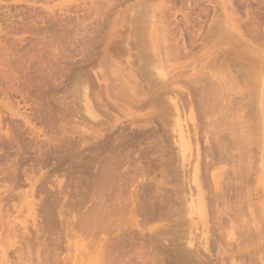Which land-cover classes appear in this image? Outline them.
I'll return each instance as SVG.
<instances>
[{
	"label": "rangeland",
	"instance_id": "obj_1",
	"mask_svg": "<svg viewBox=\"0 0 264 264\" xmlns=\"http://www.w3.org/2000/svg\"><path fill=\"white\" fill-rule=\"evenodd\" d=\"M217 26H219V30L217 28L213 29V27ZM155 37L158 41L155 39ZM158 44L159 47H162L161 49L159 47H156ZM124 46L125 48H127L125 49ZM162 49L164 51L166 50V52L161 51ZM104 50L106 51L104 52ZM162 52L165 54H163ZM143 53H145L147 57H145ZM166 53V59L163 60V58H165V56L163 57V55H166ZM148 57L150 59L149 61L151 62L146 59ZM135 59L139 62H136ZM159 59L161 60V62L165 60L166 61L161 63L159 62ZM142 61L145 63H143ZM110 62H113V66ZM210 62L213 64V66ZM146 63H150L151 66ZM141 64L146 66L144 67ZM161 64L163 67L166 66V68H163ZM218 64H220L219 67ZM221 64L224 65L221 66ZM226 65H228L227 69H225L226 67L223 68ZM242 65L244 66L242 67ZM110 66H112V68ZM137 67H142V69L145 70L144 73H142V69H139ZM214 68H216V72L219 74L225 69L224 73H221L220 75V85L222 84V81L224 79L228 81V78H230L231 81L229 82V84H226L224 82L225 85H221L222 88L219 87V89H221H218L220 92L217 91V93H215L212 91L214 94H212V92H208V97L213 95L210 97V99L206 96L205 93H207L206 91H211L210 87L216 85L217 83V81L215 80L216 73H213ZM109 69L113 72L110 73ZM243 70H247L248 73L243 72ZM114 71L117 73L115 74ZM201 71H203L202 74H200ZM255 71L257 74L255 73ZM120 72L122 73L120 74ZM195 72L197 74H195ZM126 73L131 76L129 77ZM198 74H200V76ZM249 74L250 76L247 80L248 86H244L243 84H246V81L240 82V80H237V78L239 79L240 76H248ZM126 76L128 79L126 78ZM205 77L208 80H205ZM260 77L261 79H259ZM107 78H109V80ZM130 78L134 80L133 83L137 85V88L134 86ZM167 78H170L171 82L169 81V79L167 80ZM177 78L179 79V81H177ZM162 79H166L167 81H169L168 83L166 82V80H164L165 85H167L166 87L165 85L161 86L163 85ZM255 79L258 80L256 81ZM125 80H128V82H126ZM154 81L156 82L154 83ZM186 81L187 84H191V82L194 83H192L191 85L192 88L187 87L190 85H187ZM195 81L197 83V86L195 84ZM212 81L213 83H211ZM129 82L133 85H130ZM93 83L94 85L96 84L95 87ZM117 83L122 87H127V95L125 94L123 98V90H121V87ZM201 84L203 86H201ZM234 84H236L237 86H234ZM117 85L119 88L117 87ZM129 85L132 87H130ZM169 85H171V87H169ZM133 86L134 88H136L138 93L140 92V94L136 93L135 91L131 92V88L133 89ZM146 86H148L149 88ZM194 86L198 90L197 93H199V89L202 90V87L204 88V93L201 92V95H199L200 93L198 94V97L201 98L196 97L197 93L193 89ZM231 86H233L232 88H234V90H231ZM161 87L163 88L161 89ZM105 88H107L106 91H104ZM161 90L164 92L165 96L161 94ZM193 90L195 91L196 96L195 94H193ZM113 91H115L116 94ZM141 91L142 93H144L143 95L141 94ZM156 91H158L159 93H157ZM221 91H224V94H221ZM248 92L251 93V96L248 95ZM180 93L184 94V96H181L182 94L179 95ZM185 93L187 96H189V98L185 95ZM256 93H258V96H256ZM114 94L117 99L114 98ZM191 94H193V97L195 96L194 99L190 97L192 96ZM204 94L205 96L203 98L202 96ZM215 94L218 96H216V98L221 100V106L219 105V102H217L218 99L216 101L213 100L216 99L214 97ZM118 95H120V98L118 97ZM133 95L137 96V99ZM252 95L254 97L256 96L258 99L254 100ZM125 96L130 97V99H133V96L135 100L133 99L134 101L132 100L133 102H130V100ZM178 96H180L181 98ZM91 97H98L94 99V101H97V104L96 102H93V99ZM184 97H186V99ZM240 97L243 99H241ZM244 97H246L247 99ZM191 98L196 102H194L195 108L197 106V103H204V105H207L208 103L205 102L207 101L205 98H208L209 103L213 100L214 103H217L219 105V108L216 107L217 104L214 105V109L218 108L216 109L217 112L219 111V109H221V113L222 109L224 108H229V106L230 108H232L231 106H234L235 108V105H238L236 106L239 109H236L239 110V113H237L238 110L232 108L230 110L232 112H236H231V115L236 113L238 114L237 117L239 116V118L235 119V123L242 120L246 121V123L242 121L244 122V124L237 123L238 127L239 125H244L245 127L248 126L249 128L247 127L248 129H246L244 126H240L242 128H237L234 125L235 129L247 130V133L248 131H250L249 129L253 127L259 134H255L256 131L254 129H251V134H249L250 132L247 134H249L248 136L251 135L253 140L255 139V142L253 143L251 137H246L245 139L247 141L251 140L250 142H252L248 144L247 149L250 148V150L252 151L256 144L257 147L259 146V151H257V147L255 146V149L257 152H259V154L256 153V151H252V153L254 152L252 154L249 150L251 154L248 155L250 156L252 162H255L256 165L252 163L254 167H258L260 172L258 171V177L256 174L254 176L253 173L255 172L252 171H254L255 169L251 164V160H248V158H246V161H249V163L251 164L250 166L252 167L251 168L248 165L249 171L252 172L251 177L254 176L255 178H258H254V182L251 181L252 179L249 177V171H247L249 175L248 177L251 180L247 179L246 177L247 181H245V175H243V172L238 173L239 175L236 176L238 179L243 175L244 179L241 178V180L246 182V184L248 183V181L250 183H253L252 185H249V189L243 187L244 191L245 189L249 190V193L246 196V194L243 193V189H240V187H238L239 189L236 188L239 185H245V183L239 182L240 180L236 181L234 180L235 178L232 179L233 176L231 177L230 175H227L229 173L231 174V172L232 175H236L233 170V166H236L237 164H234L236 159L235 161H233L234 163H231L232 166H229L228 162L225 160L229 168L232 167V169H229L227 166L226 169L228 170H226V172L228 173L226 174L225 172L226 175L224 173H220L218 187L220 191L216 192L217 195L221 193L219 195L220 199H218L222 200L223 202L217 200V202L213 203H225L227 202L226 200H228L230 205H233L232 203L237 202L235 199L237 197L239 198L240 196V201L237 202L238 204L236 203V207L233 208L235 206L234 204V206H232V208L230 207L229 209V206H227L229 204L228 202V204H222L223 208L219 204L220 206L218 205V208L221 207L224 211H220L222 210L220 208V210L218 209V214L214 216L213 214L217 213L215 210H213L214 207L217 209V206L214 205V207L211 209L213 211L209 210L210 207L209 209L205 208V213L202 216H199L198 214L194 213V210H189V200H182L187 199L188 194L186 193L183 194V198L178 204V206H181L182 209H179L178 206H176V208H178L179 210L177 209L174 212L169 211L168 216H172L170 217L171 220L174 218L173 221H169L170 218H168V216H165L166 218L163 217L164 212L162 213L160 210V213H162L160 215V213H158L159 211L157 212V210L159 209L158 207L162 204L161 200L164 197L166 198L169 196L167 195V189H175L180 185L176 186L163 184L162 181L165 180L161 177V175H158L160 171V169L158 168L159 170H154V173H157L156 180H161L160 184L158 185V188L156 185L154 186L156 188H152L154 184L152 185L151 183L146 182L147 180L145 179L143 191L146 193L144 194L146 195V198L144 197L142 198V200L141 198H139V194H137L140 190H135L139 189L137 185L140 179L139 177H135L134 179L135 173H133L132 175V172H136V175L138 176L137 168L141 166L139 161H142V165L147 171L151 168H157L158 163L154 167L151 162L154 161L156 164V161H159L160 163L162 160H166V158H164V151L172 149L171 151L173 153H171V151H168V158H170V162H173V164L172 162L171 164L175 169L174 171L180 173L179 175L181 176V180L187 182L186 179L188 177V180H190L189 171L195 163V161L192 160L195 155L194 138L199 136V148H203V146L206 147V145L212 144L211 142L213 141H209L211 140V135L210 137L208 136L209 142L207 144L206 139L208 138H203L205 137L203 133H200L199 135L193 137L194 132L192 130L193 134H189V132L193 128V125H196L194 124L195 121L199 119V116L197 115L198 112H196L198 110L197 108V110L195 111L192 110L194 109V107L191 108L190 106L189 108H187V103L192 101ZM122 99L126 100L123 102ZM182 99H185L186 103H184L185 101H182ZM188 99L191 100L187 101ZM201 99L204 100L202 101ZM223 100H225V104L227 102L229 103H227V107H222V105L224 104ZM253 100L255 103H252ZM150 101L152 102L150 103ZM200 101H202L203 103H201ZM240 104L244 106L241 113L240 108L242 106ZM171 106L173 107V110H170ZM184 107H186L188 110ZM228 110L225 113L229 114ZM193 111L194 114H196L194 117ZM221 113L219 115L214 111V116L219 115L221 117L226 115L229 119L227 114L222 115L223 113ZM107 115L108 117L106 118L105 116ZM231 115L229 114V116ZM138 117L140 120L138 119ZM221 118L222 122H224V117ZM151 120L153 121L149 122ZM163 120L164 122H167L164 123ZM199 120L196 123L200 126L201 121ZM214 120L216 119L214 118ZM221 120L218 121L220 122ZM247 121L249 122L247 123ZM252 121H256L258 124L254 122L255 125L257 124L259 126L256 125L255 128ZM227 122L228 120L225 121L226 124ZM251 122L253 123V125ZM226 124H224L225 127H221L218 124V127L222 130L224 127V130L230 132L228 129H226ZM248 124H250L251 126ZM234 126L232 127L233 129ZM189 127L190 129L187 130ZM155 130L156 133H154ZM93 131L95 132V134L92 133ZM157 131L159 132L158 136H156ZM215 131L217 132V130ZM223 131L221 134V131L219 129L218 133L220 132V136L223 135ZM216 132L213 133L212 131V136L216 135ZM142 133L144 137H140ZM162 133H165L166 135H163ZM180 133L183 136L185 135L184 141L188 144L184 155V157L188 159V161L186 160L184 162H182V153L178 144ZM138 134L140 136H138ZM228 134L230 135V133H227L225 135ZM121 135H125V138L128 136L130 138L128 137L126 138V140L123 137L122 139L125 141H121ZM200 135H202V137H200ZM207 135H209V133ZM229 135L228 137L230 139L231 137ZM133 138L134 142L132 141V143L131 140H133ZM200 138L202 139V141L206 142L201 143ZM129 139L131 140L129 141ZM154 139L156 140V142H154ZM217 139H220L219 136ZM224 139L226 138L223 137L222 141ZM135 140H137L138 142H136ZM106 141L108 143H106ZM158 141L162 146L158 144ZM160 141L165 142L161 143ZM215 141L216 137L214 142ZM220 141L218 143L222 144L223 142ZM224 143L227 145V141H225ZM224 143L222 145H225ZM102 144L105 146H103ZM122 144L126 147V150L125 147L122 146ZM221 144H217L219 145L217 147L225 150L224 147L226 145L221 147ZM92 145L95 149L92 150L94 156L91 151V149L93 148H90L92 147ZM149 145L151 148L147 149ZM157 145L160 148H158ZM215 145L211 146L212 148L214 147V150H216ZM139 147H142V149L143 147H145L144 149L146 151L144 152L143 158L141 160L139 159V157H137L139 153ZM220 148L219 150L221 151ZM134 149L136 150L134 151ZM153 149H156V151L154 152ZM100 151L103 152L101 153ZM216 152L219 153L218 150H216ZM216 152L214 154L212 153L213 156H216ZM222 152L224 153V151H221L220 153L223 154ZM226 152H228L227 148L225 153ZM145 153H148V158H146L147 156H145ZM225 153L222 155V157L221 155H219L220 157L218 158H220L221 160H218L222 161V158L226 156ZM263 153L264 0H0V264H198V262L200 264H207V260L210 261V264H219L220 261L218 263L217 256H219V259L220 257H225L224 259L221 258V264H223V260H225L226 257H228V260L226 259V264H264V260L260 262V259H257V261L254 258L257 256H259V258L264 257L260 256L262 253L264 254V249H262L264 248V236L263 238H261V236L264 235V225H262L264 224V218H262L264 217V171L261 169L260 163L261 159L263 158ZM191 154L194 155L191 156ZM257 154L259 155V160H256L258 159L256 158ZM115 155L119 156L117 157ZM149 156L151 157V159ZM158 156L160 158L162 156V160L160 159L161 161L159 160ZM108 157H110V159H108ZM102 158L104 161L102 160ZM111 159H114V161L112 160V164L110 163L112 162ZM144 161H146L147 163L144 164ZM257 161L259 165L257 164ZM114 162H117L118 164L116 165L114 164ZM226 162H224L223 160V163ZM237 162L239 165L240 160H238ZM189 163L191 165H189ZM221 163L222 162L219 163V166H217L216 170L214 169L215 172L225 171L226 165H220ZM175 164L178 165V167ZM111 165L114 167H112ZM119 165L121 169H119ZM116 168H118L120 173H122L123 175L118 173V170H116ZM230 170L233 171L230 172ZM103 173H105V175H103ZM245 173L246 172L244 171V174ZM119 174L121 175L119 177L121 182H119L120 180L119 178H117ZM185 174L187 177L186 179ZM208 174L210 173L208 172L207 175ZM222 174L227 178L228 176L231 177L230 181L232 184L230 189L233 188V186L237 185L238 182L240 183H238L239 185H237L233 189H235V191L236 189L238 191L240 190V194H245L246 199H242L244 195L242 196L238 192H234V194H239V196H235L236 198H232V194H228L230 191L231 193H233V189L230 190L228 188L230 186V181L228 183V187H223V184L226 182L227 178L222 177ZM97 175H103L104 177L106 176V180H104L103 176H100L102 178L101 179ZM95 178L97 181H95ZM97 178L104 181L100 182ZM110 178L112 179L110 180L111 184H116L115 182H118L117 184L120 185V189L118 188L117 184L115 185V187L117 186L116 188L114 186V188L111 186L109 182ZM203 178L204 176L201 177V180H203L202 187H207L208 189L204 188L202 190L204 194L206 193V195L209 196L210 193H213V188L212 186L207 185L210 183H208V180L205 181L207 182L205 183V178ZM89 179L93 180L89 182ZM86 181H88L89 183ZM105 181L108 183L104 185H107L104 188L103 182ZM233 181H236L237 183ZM100 183L102 186L99 185ZM77 186L78 188H76ZM91 186L93 189H91ZM160 186L164 189L161 188L159 190ZM107 188L109 190H107ZM227 188L229 189V191ZM116 189L118 192L116 191ZM154 189H157L160 192L163 191V193H161V196L159 191L154 195L153 193H155L156 191ZM209 189L212 192L207 193L206 190ZM87 190H89V192H87ZM125 190L127 191V193L125 192ZM223 190H227L228 192L226 191L225 193L223 192ZM95 191L98 192V194H96ZM99 191L103 192L99 194ZM132 191H134L133 195ZM121 192L123 193L121 194ZM247 192L248 191H246V193ZM164 193L166 196L163 195ZM94 194L96 196H94ZM104 195H107L106 199L108 197L109 200L112 198L114 199L112 200L113 202L110 200L113 204V206H111L114 209V211L112 210L114 213L106 211L107 206V210H109V208L111 207V203L109 204V200H107L109 202L106 203L107 201L104 198ZM230 195L232 199L231 201H233L234 199L235 202H231L229 200ZM223 196H227L226 200L225 197L223 198ZM84 197H86L85 200ZM209 197L211 198V196ZM205 198H207V196ZM101 199L104 203L101 201ZM207 199L205 201H207ZM99 201H101V204ZM141 201L144 203L142 204ZM209 201L206 202V205L210 203ZM185 203H187V205ZM104 204H107V206L105 207ZM182 204H185L187 209H183V206L185 208V205ZM250 204H252V206H250ZM116 205L119 208H117ZM141 205L143 206L140 207ZM145 205H147L149 209ZM212 205L213 204H211L210 206ZM242 205H246L244 207V211L247 210L245 211V213L242 209L243 207H241ZM114 207H116L117 211L119 210L120 213H117ZM150 207H152V209H150ZM239 207L242 210H240ZM125 208L127 209L126 211ZM136 208H139V210H137ZM207 209L208 212H206ZM136 210L138 211V213L135 212ZM235 210L237 211L236 214H234ZM250 210H252V213H250L249 215ZM105 211L109 213L111 217H109L110 215L105 213ZM150 211L152 212V214L153 211L154 213H158V215H156L155 217L156 220H154ZM182 211H185L186 213ZM166 212H168V210H166ZM226 213L229 217V221L226 220ZM90 214L92 215L90 216ZM123 214L125 216H123ZM141 214H143V216ZM238 214H241L240 216L243 215L242 217L245 216V218H242L241 220V217L239 218V216H237ZM157 216H159V218L162 217L163 219L161 218L160 220H157ZM247 216L248 218H246ZM249 216H251L250 221H248L250 219ZM84 217L87 220L84 222L89 223L87 224L88 226L90 225L89 227H87V225H85V223L83 222V220H85ZM175 217L181 220H176ZM209 217H215V220L212 219L213 221L209 222ZM223 217L225 218V220ZM233 217H235L236 220L239 219L234 225L233 223L235 222V218ZM218 218L222 220L221 223H223V221H226L227 224L224 222L222 226L221 224H219L220 222L218 223V221L216 220ZM90 219L92 221L94 220L92 224L94 226L96 225L95 228L91 225ZM111 219H113L112 221L114 222L110 223ZM116 219H118V221ZM147 219L150 222H147ZM182 219H186V222L182 221ZM137 220L140 221L138 222ZM233 220L234 222L232 223ZM104 221H106L105 223H107L108 225H102L101 223H103ZM240 221H242L244 225ZM178 222H185V224H179ZM188 223L189 226H187ZM215 223L219 225V227H221V232V229L225 230L224 233L222 232L223 236L225 237L228 234V237L230 239H227L228 237H225L224 239L223 236L221 238H223L224 240H229L228 242L231 241L230 243H234V246L230 245V243L228 244L225 241L223 242V239L221 243H219L220 241L217 240L221 239L220 236H218L219 238H214L215 235L213 234L216 232L218 235L219 232V230L217 232L216 228H213L216 225ZM225 224L229 226V229H226L228 226L226 227ZM249 224L252 227H249ZM253 224L259 226L258 229L260 230V232L256 226L255 228L253 227ZM181 225H185L184 227L182 226L184 232L181 228H179ZM173 227H176V229H172ZM177 227L178 229H180V231H178ZM207 227L213 228H211L213 230V234L210 229L207 230ZM109 228L112 232L109 230ZM244 228H246L247 231L246 229L245 231L242 230ZM262 228L263 232H261ZM186 229L187 232H185ZM173 230H175V232H173ZM158 232L160 233V235H158ZM165 232L169 233V235L167 233L165 234ZM237 232L241 235L240 239L244 238L246 241L247 239H249L246 237H249L251 235L250 233H254V235L256 234L257 236H255L259 238V240L254 239V242L257 241L260 243L253 242V244H250L248 240V246L246 242V245H242L247 246V249L243 252H239V250L235 248L241 246H236L238 243H240V241L237 240L238 237H240L238 236L239 234H237ZM222 233L220 234L222 235ZM225 233L227 234L224 235ZM172 234L177 236L175 237ZM179 234H181L182 236H179ZM236 234L237 239L235 237ZM149 235H151L152 237V239L150 240L148 239L150 238ZM162 235L163 238H161ZM254 235H252L250 240H252L253 237L256 238ZM157 236L159 239L161 238L160 241ZM153 238H157L158 240H154ZM110 239L113 240L110 241ZM143 239L145 240V242H143ZM212 239L213 241L217 239V242L214 241L216 244H214ZM147 240L150 241L149 244H146V242H148ZM176 240L178 246L181 247V251L185 250L184 254L180 252V254L183 255H180V257H182L181 260L185 258L183 262L180 261V259L176 260V255L179 254L180 251V247H178L176 242H174ZM179 240L181 243L184 242L182 244L184 246L181 245ZM155 241L156 246L161 245L160 248H164V251H162V253L160 251L162 249L153 246ZM193 243L195 245H193ZM224 243H227L231 249L235 248V251L233 250V252H225V247L227 244L224 245ZM118 244L121 245L119 246ZM151 244L153 246L152 249ZM166 244H168L169 246ZM103 245L105 248H103ZM220 245L222 249H225V251L221 250ZM164 246L167 248L169 247L170 249L168 248L167 250H165ZM219 248L223 253L219 252L220 250H217ZM252 249L254 250V253H251L253 251ZM258 249L259 252L255 251ZM236 250L238 252H236ZM174 252H177L176 255L174 254ZM188 252H190L191 254H189L190 257L184 256L186 255V253L188 254ZM166 254L169 256H167ZM194 254H196L194 256L195 258H197L196 260L194 257H192V255ZM215 254H217V256ZM240 254H242V256ZM243 254H245V258L243 257ZM174 255V258L176 259L173 260ZM207 255H210V258ZM236 255L240 256L236 257ZM241 257L242 260L240 259ZM198 259H200L201 261L203 260V263ZM251 259L253 261H251ZM255 261L257 262L253 263Z\"/></svg>",
	"mask_w": 264,
	"mask_h": 264
},
{
	"label": "bare ground",
	"instance_id": "obj_2",
	"mask_svg": "<svg viewBox=\"0 0 264 264\" xmlns=\"http://www.w3.org/2000/svg\"><path fill=\"white\" fill-rule=\"evenodd\" d=\"M218 24H219V23H218ZM213 26H214V25H213ZM215 26H216V25H215ZM215 28L218 29L219 26H217V27H213V29H215ZM211 29H212V28H211ZM157 30H158V29H157ZM208 30H209V29H208ZM218 30H219V29H218ZM145 33H146V32H145ZM154 33H155V31H154ZM155 36H156V35H155ZM157 38H158V37H157ZM155 39H156V37H155ZM156 40H157V39H156ZM157 41H158V40H157ZM138 43H139V42H138ZM161 43H163V42H161ZM164 45H165V44H164ZM161 46H162V44H161ZM195 46H196V45H195ZM122 47H123V46H122ZM145 47H146V46H145ZM145 47H144V48H145ZM156 47H159V44H158ZM124 48H125V46H124ZM126 48H127V47H126ZM126 48H125V49H126ZM135 48H136V46H135ZM159 48L161 49L162 47H159ZM145 49H146V48H145ZM160 49H159V50H160ZM163 49H164V48H163ZM163 49H162L161 51H164ZM168 49H169V48H168ZM131 50H132V49H131ZM140 50H141V49H140ZM105 51H106V50H104V52H105ZM157 51H158V48H157ZM161 51H159V52H161ZM170 51H171V50H170ZM170 51H169V54H170ZM159 52H158V54H159ZM164 52H166V50H165ZM162 53H163V52H162ZM140 54H141V53H140ZM163 54H165V53H163ZM143 55H145V57H147L145 53H143ZM161 55H162V54H161ZM105 56H106V55H105ZM159 56H160V54H159ZM164 56H165V58H163V60L166 59L167 53H166V55H163V57H164ZM108 57H109V56H108ZM134 57H135V55H134ZM154 58H155V57H154ZM132 59H133V58H132ZM146 59H147L148 61L150 60L149 57L146 58ZM161 59H162V56H161ZM105 60H106V59H105ZM130 60H131V59H130ZM133 60H134V59H133ZM133 60H132V63H133ZM140 60H143V59H140ZM147 60H146V61H147ZM152 60H153V59H152ZM159 60H160V59H159ZM167 60H168V58H167ZM169 60H170V59H169ZM114 61H115V60H114ZM135 61H136V62H139V61H137L136 59H135ZM165 61H166V60H165ZM165 61H162V62H165ZM250 61H251V60H250ZM103 62H104V61H103ZM142 62H143V61H142ZM149 62H151V61H149ZM152 62H153V61H152ZM159 62H161V60H160ZM162 62H161V63H162ZM105 63H106V62H105ZM108 63H109V61H108ZM110 63H111V62H110ZM112 63H113V62H112ZM112 63H111V65H112ZM143 63H145V62H143ZM153 63H154V62H153ZM210 63H211V62H210ZM219 63H220V62H219ZM222 63H223V62H222ZM127 64H128V63H127ZM130 64H131V63H130ZM130 64H129V65H130ZM138 64H139V63H138ZM146 64L150 65V63H146ZM166 64H167V62H166ZM166 64H165V65H166ZM211 64H212V63H211ZM230 64H231V63H230ZM102 65H104V64H102ZM105 65H106V64H105ZM141 65H143V64H141ZM148 65H147V66H148ZM152 65H153V64H152ZM165 65H164V66H165ZM214 65H215V64H214ZM219 65H220V64H218V67H219ZM222 65H224V64H221V66H222ZM228 65H229V64H228ZM228 65L224 66L223 68L226 67L225 69H227ZM112 66H113V65H112ZM112 66H110V67L112 68ZM132 66H133V65H132ZM143 66H144V65H143ZM143 66H142V67H143ZM145 66H146V65H145ZM145 66H144V67H145ZM150 66H151V65H150ZM154 66H155V65H154ZM161 66H162V64H161ZM212 66H213V64H212ZM216 66H217V65H216ZM243 66H244V65H242V67H243ZM103 67H104V66H103ZM114 67H115V64H114ZM116 67H117V66H116ZM142 67H141V68L137 67V68L142 69ZM162 67H163V66H162ZM229 67H230V66H229ZM111 68H110V69H111ZM163 68H166V66L163 67ZM110 69H109V70H110ZM114 69H115V68H114ZM144 69H145V68H144ZM151 69H152V68H151ZM225 69H224V70H225ZM124 70H125V69H124ZM128 70H129V69H128ZM142 70H143V69H142ZM156 70H157V69H156ZM221 70H222V69H221ZM224 70H223L221 73H224ZM238 70H241V69H238ZM144 71H145V70H143V72H142V71H141V72L144 73ZM146 71H147V70H146ZM212 71H213V70H212ZM216 71H217L216 68H214L213 73H214V72L216 73V74H215V76H216L215 78H216V79H215V78H214V79L217 81V83H216V85L210 87L211 91H210V90H209V91H206L207 93H205V94H206L207 97H208V95H209L208 92H212V91H213V92L217 93V91H219V90L222 88V86L225 85L224 82H225L226 84H229V82L231 81L230 78H228V79H229L228 81L224 79L225 81H224V80L222 81V84H221L222 86H221V85H220V83H221V82H220V81H221V77H220L221 73L219 74V73H217ZM231 71H232V70H231ZM106 72H107V71H106ZM111 72H113V71L110 70V73H111ZM124 72H125V71H124ZM196 72H198V71H196ZM196 72H195V74H197ZM202 72H203V71H201L200 74H202ZM243 72H247V73H248L247 70H246V71L243 70ZM108 73H109V71H108ZM110 73H109V75H110ZM114 73L116 74L117 72L114 71ZM114 73H113V75H114ZM121 73H122V72H120V74H121ZM193 73H194V72H193ZM255 73H256V71H255ZM79 74H80V73H79ZM120 74H119V77H120ZM126 74H127V73H126ZM145 74H146V73H145ZM147 74H148V73H147ZM200 74H198V75L200 76ZM203 74H205V73H203ZM256 74H257V73H256ZM127 75L129 76V74H127ZM174 75H175V74H174ZM230 75H231V74H230ZM130 76H131V75H130ZM130 76H129V77H130ZM145 76H146V75H145ZM205 76H206V75H205ZM249 76H250V74H249L248 76H244V75H242V76H240L239 79L237 78V80H240V82H245V81H246V84H245V83H243V84H244V86H246V85L248 86L247 80H248V77H249ZM117 77H118V76H117ZM119 77H118V78H119ZM123 77H124V76H123ZM195 77H196V76H195ZM228 77H230V76H228ZM235 77H236V75H235ZM75 78H76V76H75ZM102 78H103V77H102ZM126 78H127V76H126ZM133 78H134V77H133ZM150 78H152V77H150ZM205 78H206V77H205ZM256 78H257V77H256ZM107 79L109 80V78H107ZM127 79H128V78H127ZM130 79H131V78H130ZM147 79H148V77H147ZM168 79H169V81H170V78H167V80H168ZM232 79H234V78H232ZM259 79H261V77H260ZM123 80H124V79H123ZM131 80H132V79H131ZM149 80H151V79H149ZM162 80H163V81H162L163 85H161V86H164V85H165V81H164V80H166V79H162ZM167 80H166V82L169 83V81H167ZM205 80H208V79L206 78ZM209 80H211V79H209ZM255 80H256V79H255ZM257 80H258V79H257ZM257 80H256V81H257ZM121 81H122V80H121ZM125 81H126V80H125ZM133 81H134V80H132V83H133ZM139 81H140V80H139ZM177 81H179L178 78H177ZM75 82H76V80H75ZM122 82H123V81H122ZM126 82H128V80H127ZM126 82H125V85H126ZM130 82H131V81H130ZM130 82H129V84H130ZM136 82H137V81H136ZM147 82H148V81H147ZM151 82H153V81H151ZM155 82H156V81H154V83H155ZM170 82H171V81H170ZM173 82H174V81H173ZM200 82H201V81H200ZM240 82H239V83H240ZM149 83H150V82H149ZM192 83H193V82H191V84L188 83L190 86H187V87H191ZM211 83H213V81H212ZM107 84H108V82H107ZM111 84H113V83H111ZM117 84H118V83H117ZM123 84H124V83H123ZM133 84H134V83H133ZM133 84H130V85H133ZM139 84H140V83H139ZM150 84H151V83H150ZM186 84H187V81H186ZM188 84H187V85H188ZM193 84H194V83H193ZM195 84H196V86H197L196 81H195ZM202 84H203V83H202ZM202 84H201V86H203ZM204 84H205V83H204ZM75 85H76V84H75ZM93 85H94V83H93ZM95 85H96V84H95ZM95 85H94V87H95ZM99 85H100V84H99ZM114 85H115V84H114ZM114 85H113V86H114ZM118 85H119V84H118ZM118 85H117V87H118ZM130 85H129V86H130ZM145 85H147V84H145ZM153 85H154V84H153ZM158 85H159V84H158ZM158 85H157V86H158ZM172 85H173V83H172ZM199 85H200V83H199ZM199 85H198V86H199ZM113 86H112V87H113ZM115 86H116V85H115ZM119 86H120V85H119ZM134 86L136 87L137 85L134 84ZM134 86H133V89H134V90L131 88V90H132L131 92L135 91L136 93H138L137 90H136L137 87L134 88ZM139 86H140V85H139ZM141 86H142V85H141ZM154 86H155V85H154ZM166 86H167V85H165V87H166ZM174 86H175V85H174ZM234 86H237V85L234 84ZM239 86H240V85H239ZM242 86H243V85H242ZM102 87H103V86H102ZM120 87H121V90H123V94H122V98H123V96H124L125 94L127 95V93H126V88H127V87H126V86H124V87L120 86ZM130 87H132V86H130ZM143 87H144V86H143ZM146 87H148V86H146ZM169 87H171V85H169ZM172 87H173V86H172ZM219 87H221V88L219 89ZM232 87H233V86H231V90H234V88H232ZM99 88H100V87H99ZM107 88H108V87H107ZM107 88H105L104 91H106ZM110 88H111V86H110ZM118 88H119V87H118ZM118 88H117V90H118ZM148 88H149V87H148ZM148 88H147V89H148ZM155 88H156V87H155ZM159 88H160V87H159ZM162 88H163V87H161V89H162ZM174 88H175V87H174ZM191 88H192V87H191ZM198 88H199V87H198ZM200 88H201V87H200ZM96 89H97V88H96ZM153 89H154V87H153ZM187 89H188V88H187ZM189 89H190V88H189ZM193 89H194V90L196 91V93H197L198 90H197V88H195V86H194ZM218 89H219V90H218ZM229 89H230V88H229ZM247 89H248V88H247ZM108 90H109V89H108ZM112 90H113V89H112ZM121 90H120V91H121ZM155 90H157V89H155ZM194 90H193V91H194ZM89 91H90V90H89ZM96 91H97V90H96ZM100 91H101V90H100ZM142 91H143V88H142ZM142 91H141V94L143 95L144 93H142ZM148 91H149V90H148ZM158 91H160V90H158ZM158 91H156V92L159 93ZM161 91H162V90H161ZM181 91H182V90H181ZM181 91H180V92H181ZM183 91H184V90H183ZM191 91H192V90H191ZM195 91H194V93H193V92H192V93L195 94ZM203 91H204V88L202 87V90L199 89V93H200V94L197 93V96H196V94H195V96L198 97V94L201 95V92H203ZM102 92H103V91H102ZM107 92H108V91H107ZM113 92L116 94L115 91H113ZM153 92H155V91H153ZM166 92H168V91H166ZM213 92H212V94H214ZM219 92H220V91H219ZM104 93H105V92H104ZM111 93H112V92H111ZM117 93H118V92H117ZM120 93H121V92H120ZM128 93H130V92H128ZM145 93H147V92H145ZM151 93H152V92H151ZM186 93H187V91H186ZM186 93H185V95H186ZM188 93H189V92H188ZM203 93H204V92H203ZM222 93L224 94V91H221V94H222ZM115 94H114V96H115ZM131 94H132V93H131ZM138 94H140V92H139ZM138 94H137V95H138ZM161 94L164 95V92L162 91ZM170 94H171V93H170ZM181 94H182V93H180L179 95H181ZM193 94H191L192 96H190V97H192V98L194 99L195 96L193 97ZM205 94L202 96L203 98H204ZM207 94H208V95H207ZM232 94H233V93H232ZM245 94H247V93H245ZM250 94H251V93L248 92V95H250ZM91 95H92V94H91ZM103 95H106V94H103ZM129 95H130V94H129ZM134 95H135V93H134ZM134 95H133V96H134ZM142 95H140V96H142ZM173 95H175V94H173ZM248 95H247V96H248ZM254 95H255V94H254ZM108 96H109V95H108ZM111 96H112V95H111ZM111 96H110V97H111ZM119 96H120V95H118V97H119ZM133 96H132L133 99H134V97H135V98L137 97V96H134V97H133ZM150 96H151V95H150ZM164 96H165V95H164ZM181 96H184V94H182ZM186 96H187V95H186ZM211 96H213V95H211ZM211 96H210V97H211ZM216 96H217V95L215 94L214 97L216 98ZM240 96H241V95H240ZM250 96H251V95H250ZM256 96H258V93H256ZM256 96H255V97H256ZM94 97H95V95H94ZM125 97L128 98V99L130 100V102H133V101L135 100V99H134V100H133V99H130V97H127V96H125ZM125 97H124V98H125ZM138 97H139V96H138ZM178 97H180V96H178ZM187 97L189 98V96H187ZM210 97H208V98H210ZM217 97H218V96H217ZM237 97H238V96H237ZM237 97H236V99H237ZM252 97H253L254 100H257V99H258L257 97L255 98L253 95H252ZM91 98L93 99V102H96V104H97V101H96V100L94 101V99H96V98H98V97H96V98L91 97ZM114 98H116V96H115ZM114 98H113V99H114ZM119 98H120V97H119ZM149 98H150V97H149ZM180 98H181V97H180ZM182 98H183V97H182ZM184 98L186 99V97H184ZM192 98H191V99H192ZM198 98H201V97H198ZM198 98H197V100H198ZM208 98H205V99L207 100V101H205V102L208 103V104H207V103H205V104H207V105H204V103L202 102L204 99H203V100L201 99L202 101H200V102L203 103V104H198V103L196 104V105H197L196 108H197L198 110L194 107V104H195L196 102H195V100H193V99H192L193 103H192V101H191V102H188V103H189V104L187 103V106H188V107L186 106L187 108H189L190 106H191V108L194 107V109H192V110H194V111L197 110L196 112H198L197 115L199 116L198 118L200 119V120H199V119H198V120L201 121L200 126H199V124L196 123L198 120L195 121L194 124H196V125H193V128H192L191 131H190L191 133L189 132V134H193V133H192V130H193V132H194L193 137L199 135L200 133H201V134L203 133V134L205 135V137H203V138H208V136L210 137V135H211V137H210L211 140H209V138L206 139V140H207V144H208L209 141H212V140H213V141L211 142L213 145L209 143L210 145H206V144H205L206 147L203 146V148H199V147H198L199 136L194 138V140H195V152H194L195 155H194V154H191V156L194 155V158L192 157L193 159H192V158H190V159L194 160L195 163L193 164L191 170H190V168H189V170H190V171H189L190 180H188L189 177L187 178V177H186V174H185V179L187 178V179H186L187 182L184 181V180H181V178H180L181 176L179 175L180 173H177V172L174 171L175 169L173 168V165H172L173 162L171 161V162H172V164H171V162H170V160H169L170 158H168V155H169V154H168V153H169L168 151H171L172 149L169 150L168 148H167L168 150L164 151V152H165V155H166V156L164 155V158H166V160H162V156H161V158L158 156V157H159V160H160V159L162 160V161L160 160V161H161L160 163H159V161H158V162L156 161V164H155L154 161L151 162L152 165H153L154 167H155V166L157 165V163H158V165H157L158 167H157V168H154V169L151 168V169H149L150 171H149V170L147 171L146 169H144V167H143V165H142V164H143L142 161H139V163L141 164V166H139V167L137 168V169H138V176L136 175V174H137L136 172H132V175H133V173H135L134 179H135V177H136V178L139 177V179H140L139 182H138V185H137V186L139 187V189H135V190H140L139 193H137V194H139V196H140L139 198H141V199L144 198V197L146 198V195H144V194H146V193L143 191V187H144V184H145V183H144L145 179L147 180L146 182L151 183L152 185L154 184V185L152 186V188H156V187H154L155 185H156L157 188H158V185L160 184V181H161V180H160V181H157V180H156V177H157L156 174H157V173H156V174L154 173V170H156V169H158V168L160 169L158 175H161V177L164 178V180H165V181H162L163 184H165V185H176V186H177V185H178V186L180 185L179 187H176L175 189H169V188H168V189H167V195H169V196L166 197V198L164 197V198L161 200V203H162L161 206H162V207H161V206L158 207V205H160V204L157 205V207H158L159 209L157 210V207H156V210H157V212L159 211L158 213H160V210H161L162 213L164 212V214H163L164 216L162 215L163 217L168 216L169 211H173V212H174V211H176L178 208H179V209H182L181 206H178V204H179L180 200L183 198V197H182L183 194H186V193L188 194V197L186 196L187 199H182V200H186V201L189 200V202H190L189 210H194V213L198 214L199 216H202V215L205 213V208H208V209H209V207H210L209 210H211V209L214 207V205H215V206H217V209L214 207L213 210H215L217 213H216V214H213V215H214V216L217 215V214H218V209L220 210L221 207L223 208L222 204L224 205L225 203H226V204L229 203V201L226 200V197H227V196H223V198L225 197V200H226L228 203H227V202H225V203H215V204L213 203V202H217V200L220 199L219 195H220L221 193H220L219 195L216 194L217 191H218V192L220 191V189L218 188V187H219V176H220V173H224V174H225L226 170H228V169H226V167L228 166V164H229V166H232L231 163H234L233 161H235V159H236V161H235L234 164H236V163H237V164H236V166H233V167L235 168V169L233 168V170H234V172L236 173V175H232V172H231V171H233V170H230L231 174H230V173L227 174L228 172H226V174H227V175H230L231 177L233 176L232 179L235 178L234 180H236V181L240 180L239 182H242V183H245V185H247V184H248V185L245 186L244 184H242V185H244V186H242V185L240 186V185H239V184H240L239 182H238V183H239V184H238L236 181H233V182H236L237 185H239V186L235 185V186H233V188H235L236 186H237L236 188L240 187V189H243V193H245L246 196H247L248 193H249V190H246V189H247V188L249 189V187H250L249 185H252L253 183H250V182L248 181V183L246 184V182H244L243 180H241V178H242V179L245 178V179H244L245 181H247V179H250V178H251L252 180H251V179H250V180L254 182L253 179L255 178V177H254L255 174H256L257 177H258V171H259V169H258V167H257V168L254 167V165H256V164H255L254 161L252 162V160H251V158H250V156H249V155L252 153V151H256L255 146L257 147V144L254 146L253 149L251 148L252 151L250 150V148L247 149L248 144L252 143V142H250L251 140L253 141V143L255 142V141H254L255 139L253 140V138L251 137V135L248 136L249 134H251V132H250L251 129L253 130L254 128L252 127L251 129H249L250 131L247 132V133L250 132L249 134L246 133L247 130H239V129H235V126H236L237 128H239L240 126H242V127L244 126V125H239V127H238V126H237V123H239V124H240V123H243V124H244V122L246 123L245 120H242V121H244V122L239 121V122H236V123H235V119H238V118H239V116L237 117V115H238L237 113H239V110H238L239 108L237 107L238 105L236 104L237 106L235 105V108H234V106H231L233 109L238 108V109H236V110H238L237 113L231 115L232 113H235L236 111L234 110L235 112H232V111L230 110V109H232V108H230V106H229V108H224L223 106H225V107L228 106V105H227L228 102L225 104V100H223V101H224V104L222 105V107L225 109V111H224V109H222V113H223V111H224V113L222 114L221 111H220L221 109H219V111H220V112L218 111L219 113L216 111V109L219 108V105L221 106V104H222V103H221V100H219L218 98L213 99L214 101H216V100L218 99V101H217V102H219V105H218L217 103H214L213 100L209 103ZM240 98H241V97H240ZM240 98H239V99H240ZM244 98H246V97H244ZM116 99H117V98H116ZM116 99H115V100H116ZM136 99H137V98H136ZM151 99H152V98H151ZM185 99H182V101H183V100L185 101L184 103H186V100H185ZM191 99H188L187 101H190ZM210 99H211V98H210ZM234 99H235V97H234ZM241 99H243V98H241ZM246 99H247V98H246ZM90 100H91V99H90ZM119 100H120V99H119ZM119 100H118V101H119ZM122 100H123V102H124L126 99H122ZM129 100H127V101H129ZM132 100H133V101H132ZM180 100H181V99H180ZM254 100H253L252 103H255ZM116 101H117V100H116ZM155 101H156V100H155ZM158 101H160V100H158ZM107 102H108V101H107ZM151 102H152V101H150V103H151ZM153 102H154V101H153ZM194 102H195V103H194ZM212 102H213V103H212ZM249 102H250V100H249ZM249 102H248V104H249ZM256 102H257V101H256ZM111 103H112V102H111ZM154 103H155V102H154ZM184 103H183V104H184ZM220 103H221V104H220ZM96 104H95V105H96ZM116 104H117V103H116ZM116 104H115V105H116ZM152 104H153V103H152ZM164 104H166V103H164ZM169 104H170V103H169ZM209 104H210V105H209ZM212 104H213V105H212ZM216 104H217L216 107H218V108H215V109H214V105H216ZM228 104H229V103H228ZM109 105H110V104H109ZM117 105H118V104H117ZM161 105H162V104H161ZM171 105H172V104H171ZM185 105H186V104H185ZM240 105H241V104H240ZM101 106H102V105H101ZM105 106H106V105H105ZM119 106H121V105H119ZM155 106H157V105H155ZM167 106H168V104H167ZM172 106H173V105H172ZM172 106L170 107V110H173V107H172ZM181 106H182V105H181ZM206 106H207V107H206ZM241 106H242V105H241ZM135 107H136V106H135ZM147 107H148V106H147ZM186 107H184V108L187 109ZM239 107H240V106H239ZM243 107H244V106H242V107L240 108V113L243 111ZM246 107H247V106H246ZM98 108H99V106H98ZM171 108H172V109H171ZM180 108H181V107H180ZM208 108H209V110H208ZM213 109H214V110H213ZM228 109H229V110H228ZM241 109H242V110H241ZM100 110H101V109H100ZM121 110H122V109H121ZM124 110H125V109H124ZM142 110H143V108H142ZM187 110H188V109H187ZM189 110H190V109H189ZM227 110H228V113H229L231 116H229V114L225 113ZM96 111H97V110H96ZM194 111H193V114H194ZM214 111H215L216 114H219V115H220V113H221L222 115L227 114L228 117H229V119L227 118L226 115H225V116H221V117H224V119H223L224 122H222V120H221L222 118H221L219 115H215V116H214ZM250 111H252V110H250ZM170 112H171V111H170ZM196 112H195V113H196ZM231 112H232V113H231ZM255 112H256V111H255ZM121 113H122V112H121ZM185 113H186V112H185ZM245 113H246V112H245ZM110 114H111V113H110ZM190 114H191V113H190ZM249 114H250V113H249ZM252 114H253V113H252ZM120 115H121V114H120ZM168 115H169V114H168ZM195 115H196V114H194L193 117H194ZM109 116H110V115H109ZM111 116H113V115H111ZM161 116H162V115H161ZM163 116H164V115H163ZM171 116H172V115H171ZM190 116H192V115H190ZM213 116H214V118H215L216 120H214ZM217 116H218V117H217ZM105 117L107 118L108 115L105 116ZM169 117H170V116H169ZM193 117H192V118H193ZM211 117H212V118H211ZM216 117H217V118H216ZM219 117H220V118H219ZM112 118H113V117H112ZM114 118H115V117H114ZM158 118H159V117H158ZM167 118H168V117H167ZM226 118H227V119H226ZM138 119H139V117H138ZM225 119H226V120H225ZM98 120H99V119H98ZM139 120H140V119H139ZM139 120H138V121H139ZM141 120H142V119H141ZM160 120H161V117H160ZM218 120H221L220 122H221L222 124H221ZM227 120H228V122H227V124H226L225 121H227ZM229 120H230V121H229ZM91 121H92V120H91ZM96 121H97V120H96ZM152 121H153V120H151V121H149V122H152ZM161 122H162V121H161ZM163 122H164V120H163ZM163 122H162V123H163ZM166 122H167V121H166ZM166 122H164V123H166ZM248 122H249V121H247V123H248ZM252 122L254 123V122H256V121H252ZM252 122H251V123H252ZM158 123H159V122H158ZM251 123H250V124H251ZM253 123H252V125H253ZM256 123H257V122H256ZM145 124H146V123H145ZM167 124H168V123H167ZM218 124H219V125L221 124V125H220L221 127L224 126V124H226V129H228L230 132H228L227 130H224V127H225V126L223 127V130H224V131H223L221 128L218 127V126H219ZM228 124H229V125H228ZM250 124H248V125H250ZM257 124H258V123H257ZM257 124H256V125H257ZM110 125H111V124H110ZM159 125H160V124H159ZM169 125H170V124H169ZM216 125H217V126H216ZM234 125H235V126H234ZM256 125H255V123H254V127H255ZM89 126H91V125H89ZM108 126H109V125H108ZM233 126H234V129L232 128ZM250 126H251V125H250ZM257 126H259V125H257ZM163 127H164V126H163ZM163 127H162V128H163ZM167 127H169V126H167ZM167 127H166V128H167ZM190 127H191V126H190ZM190 127H189L187 130H189ZM242 127H240V128H242ZM244 127H245V126H244ZM247 127H248V126H246L245 128L248 129L249 127H248V128H247ZM88 128H91V127H88ZM95 128H96V126H95ZM98 128H100V127H98ZM209 128H210V129L212 128V129L210 130ZM218 128L220 129L221 134H222V131H223V135H225V134H227V133H230V135H229V134H228V135H229L231 138L229 139L228 135H225V136L221 135V136H220V132L218 133V131H219ZM255 128H256V127H255ZM103 129H104V128H103ZM88 130H89V129H88ZM146 130H147V129H146ZM153 130H154V129H153ZM215 130H217V132H216ZM254 130H255V129H254ZM258 130H259V128H258ZM91 131H92V130H91ZM91 131H90V133H91ZM131 131H132V130H131ZM166 131H167V130H166ZM212 131H213V133L216 132V135H217V134H218V135H217V136H216V135H213V136H214V137H213V136H212ZM214 131H215V132H214ZM255 131H256V130H255ZM122 132H123V131H122ZM160 132H163V131H160ZM210 132H211V133H210ZM224 132H227V133H224ZM253 132H254V131H253ZM258 132H259V131H258ZM92 133L95 134L94 131H93ZM124 133H125V132H124ZM138 133H139V132H138ZM154 133H156V130H155ZM166 133H168V132H166ZM208 133H209V135H207ZM256 133H257V131L255 132V134H256ZM113 134H114V132H113ZM113 134H112V135H113ZM140 134H141V133H140ZM162 134H163V133H162ZM246 134H247V135H246ZM252 134H253V133H252ZM257 134H258V133H257ZM158 135H159V132L157 131L156 136H158ZM163 135H166V134L164 133ZM206 135H207V136H206ZM258 135H259V134H258ZM89 136H90V135H89ZM96 136H97V135H96ZM121 136H122V135H121ZM121 136H120V137H121ZM134 136H135V135H134ZM138 136H140V135L138 134ZM138 136H137V138H138ZM142 136H143V133H142V135H141L140 137H142ZM151 136H153V135H151ZM184 136H185V135H184ZM184 136L180 133V135H179V139H178V144H179V147H180V150H181V153H182V154H181V155H182V162H184V161H186V160L188 161V159H186V158L184 157V155H185V151H186V149H187V147H188L187 142L184 141ZM218 136H219V138L221 139V141H222V138H223V137L226 138V139H224V140L227 141V145L224 143V142H225L224 140H223L222 142H223L227 147H226L225 145H222L223 143H222V144H221V143H218V142L220 141V139H217ZM222 136H223V137H222ZM226 136H227V137H226ZM123 137H124V139H126V138H128L129 136L125 138V135H124V136L121 137V139H120V138H119V139L122 141V140H123V139H122ZM143 137H144V136H143ZM146 137H147V136H146ZM153 137H155V136H153ZM200 137H202V135H200ZM215 137H216V141L219 140L218 142L215 141L216 143L214 142ZM246 137H251L252 139L247 141V140L245 139ZM88 138H89V137H88ZM90 138H91V137H90ZM113 138H115V137H113ZM129 138H130V137H129ZM131 138H132V136H131ZM149 138H150V137H149ZM188 138H189V137H188ZM212 138H213V139H212ZM227 138L229 139V141H228ZM256 138H257V137H256ZM116 139H117V138H116ZM156 139H157V137H156ZM161 139H162V138H161ZM161 139H160V140H161ZM200 139H201V138H200ZM257 139H258V138H257ZM107 140H108V139H107ZM126 140H127V139H126ZM130 140H131V139H129V141H130ZM154 140H155V139H154ZM162 140H163V139H162ZM189 140H190V139H189ZM208 140H209V141H208ZM123 141H125V140H123ZM132 141L134 142V138H133V140H131V142H132ZM135 141L138 142L137 140H135ZM168 141H169V140H168ZM221 141H220V142H221ZM92 142H93V141H92ZM97 142H98V141H97ZM101 142H102V141H101ZM101 142H100V144H101ZM126 142H128V141H126ZM133 142H132V143H133ZM136 142H135V143H136ZM154 142H156V140H155ZM160 142H161V141H160ZM162 142H163V141H162ZM162 142H161V143H162ZM164 142H165V141H164ZM164 142H163V143H164ZM202 142H206V141H202V139H201V143H202ZM248 142H249V143H248ZM256 142H257V140H256ZM90 143H91V142H90ZM102 143H103V142H102ZM106 143H108V142L106 141ZM129 143H130V142H129ZM129 143H128V144H129ZM167 143H169V142H167ZM214 143H215L216 145H215ZM93 144H94V143H93ZM96 144H97V143H96ZM123 144H124V143H123ZM123 144H122V146L125 147ZM128 144H127V145H128ZM150 144H151V143H150ZM153 144H156V143H153ZM158 144L160 145L159 141H158ZM217 144H221V147H222V146H225V147L227 148V151H228V152L225 153L226 148L224 147L225 150H222V148L219 147V148L221 149V151H224V153H225V155H226V156L223 157V158H226V159H223V158H222V161H220L221 159L218 158V157H220L219 155H221V157H222V155H223L224 153H223V152H222L223 154L220 153L221 151H220L219 148L217 147V146H219V145H217ZM94 145H95V144H94ZM98 145H99V143H98ZM98 145H97V146H98ZM102 145H103V144H102ZM107 145H109V144H107ZM168 145H169V144H168ZM168 145H166V146H168ZM192 145H193V144H192ZM192 145H191V146H192ZM202 145H203V144H202ZM214 145H215L216 150L219 151V153H217L216 150H214V147H213V148L211 147V146H214ZM258 145H259V144H258ZM103 146H105V145H103ZM146 146H147V145H146ZM152 146H153V145H152ZM160 146H162V145H160ZM170 146H171V144H170ZM170 146H169V148H170ZM208 146H210V147H208ZM89 147H90V146H89ZM89 147H88V148H89ZM157 147H158V145H157ZM172 147H173V146H172ZM207 147H208V148H207ZM258 147H259V146H258ZM258 147H257V151H259ZM90 148H93V145H92V147H90ZM144 148H145V147H143V149H142V147H141V148L139 147V149H138L139 153H138V156H137V157H139L140 160L143 158V154H144V152H146ZM149 148H151L150 145L148 146L147 149H149ZM158 148H160V147H158ZM163 148H164V146H163ZM97 149H98V148H97ZM97 149H96V150H97ZM116 149H117V148H116ZM129 149H131V148H129ZM212 149H213V150H212ZM246 149H247V151H246ZM92 150H95V149L93 148V149H91V151H92ZM123 150H124V149H123ZM125 150H126V147H125ZM135 150H136V149H134V151H135ZM153 150H154V152L156 151V149H153ZM211 150H212V151H211ZM249 150H250L251 153L249 152ZM91 151H90V152H91ZM113 151H115V150H113ZM116 151H117V150H116ZM130 151H131V150H130ZM193 151H194V150H193ZM210 151H211V152H210ZM213 151L216 152V154H215L216 156H213V154L215 153V152H213ZM231 151H233V152H231ZM257 151H256V153L259 154V152H257ZM100 152H101V151H100ZM102 152H103V151H102ZM102 152H101V153H102ZM124 152H125V151H124ZM124 152H121V153H124ZM113 153H114V152H113ZM133 153H135V152H133ZM133 153H132V154H133ZM171 153H173V152L171 151ZM191 153H192V152H191ZM210 153H211V154L213 153V154L211 155ZM253 153H254V152H253ZM253 153H252V154H253ZM92 154H93V151H92ZM115 154H116V153H115ZM125 154H126V153H125ZM152 154H154V153H152ZM158 154H159V153H158ZM248 154H249V155H248ZM258 154L256 155L257 157L255 156L256 158H258V156H259ZM87 155H88V154H87ZM112 155H114V154H112ZM128 155H129V154H128ZM128 155H127V156H128ZM93 156H94V154H93ZM97 156H98V155H97ZM115 156H117V155H115ZM118 156H119V155H118ZM118 156H117V157H118ZM145 156H147L146 158H148V153H145ZM172 156H173V155H172ZM247 156H249V157H247ZM251 156H252V155H251ZM262 156H263V158L261 159L260 163H261V169L264 171V153L262 154ZM122 157H124V156H122ZM149 157H150V156H149ZM215 157H216V158H215ZM255 157H254V158H255ZM89 158H90V157H89ZM97 158H98V157H97ZM97 158H95V159H97ZM103 158H104V157H103ZM103 158H102V160H103ZM130 158H131V156H130ZM133 158H135V157H133ZM152 158H153V157H152ZM164 158H163V159H164ZM246 158H248V160H251V164L254 163V165L252 164L253 167H254V169H255V170L257 169L256 171H255V170L252 171V172H255V173H253V175H254L253 177H251V176H252V172L249 171V169H248V165H249V167H251V166H250L251 164L249 163V161H246V160H247ZM249 158H250V159H249ZM108 159H110V157H108ZM122 159H123V158H122ZM150 159H151V157H150ZM218 159H220V160H218ZM106 160H107V157H106ZM106 160H105V162H106ZM112 160L114 161V159H111V161H112ZM154 160H155V159H154ZM223 160H224V162L227 161L228 164H227V162H226V163H223ZM225 160H226V161H225ZM238 160H240L239 165H238V162H237ZM242 160H243V162H242ZM254 160H255V159H254ZM256 160H259V158L256 159ZM103 161H104V160H103ZM108 161H109V160H108ZM113 161L110 162V163L112 164ZM117 161H119V160H117ZM176 161H177V160H176ZM178 161H179V160H178ZM229 161H230V162H229ZM128 162H129V161H128ZM144 162H145L144 164L147 163L146 161H144ZM190 162H191V161H190ZM218 162H219V163L222 162L220 165H222V164H225V165H226V166L223 165V166H225V171H222V172H215V171H214V169L216 170L217 166H219V163H218ZM245 162H246V163H245ZM103 163H104V162H103ZM108 163H109V162H108ZM119 163H120V162H119ZM175 163H177V162H175ZM192 163H193V162H192ZM114 164L117 165L118 163H117V162H116V163L114 162ZM149 164H150V163H149ZM230 164H231V165H230ZM234 164H233V165H234ZM243 164H245V165H243ZM257 164L259 165L258 161H257ZM100 165H101V164H100ZM100 165H99V166H100ZM116 165H115V166H116ZM175 165H176V164H175ZM189 165H191V164L189 163ZM241 165H242V166H241ZM246 165H247V166H246ZM93 166H94V165H93ZM111 166H112V165H111ZM176 166L178 167V165H176ZM229 166H228V168H229ZM239 166H240V167H239ZM102 167H103V166H102ZM109 167H110V166H109ZM112 167H114V166H112ZM112 167H111V168H112ZM118 167H119V169H121L120 165H119ZM149 167H150V166H149ZM236 167H237V168H236ZM238 167H239V168H238ZM79 168H80V167H79ZM172 168H173V172H174V174H173V172H172ZM251 168H252V167H251ZM159 169H158V170H159ZM202 169H203V170H202ZM218 169H219V168H218ZM229 169H232V167H230ZM92 170H93V169H92ZM100 170H101V169H100ZM112 170H113V169H112ZM116 170H118V168H116ZM186 170H188V169H186ZM219 170H220V169H219ZM236 170H237L238 172H237ZM86 171H87V170H86ZM156 171H157V170H156ZM244 171L246 172L245 174H244ZM247 171H249L248 173H249L250 176L248 175ZM101 172H103V171H101ZM116 172H117V171H116ZM178 172H179V171H178ZM184 172H185V171H184ZM208 172H209L210 174L207 175ZM234 172H233V173H234ZM239 172H241V173L243 172V175H245L244 178H243V175H242L241 173H240V174L242 175V176L240 175L241 178L238 179V178L236 177L237 175H239V174H238ZM250 172H251V173H250ZM256 172H257V173H256ZM259 172H260V171H259ZM118 173H120L119 170H118ZM202 173H203V175H202ZM82 174H83V173H82ZM82 174H81V175H82ZM85 174H86V173H85ZM114 174H115V171H114ZM120 174H122V173H120ZM120 174H119V176H118L117 178H119V177L121 176ZM150 174H151V176H150ZM226 174H225V175H226ZM246 174H247V175H246ZM95 175H96V173H95ZM103 175H105V173H103ZM103 175H100V176H103ZM122 175H123V174H122ZM222 175H223V174H222ZM83 176H84V175H83ZM97 176L100 177L99 175H97ZM110 176H111V175H110ZM202 176H204V178L206 179V180H205V179L203 178V179H204V182L208 180V183H210V184H207V185L212 186V188H213V193H210V192H212L210 189H209L210 191H209V190H206L207 193H208V192L210 193L209 196H211V198H210L208 195H206V193L204 194V192H203V190H202V189L205 188V187H202V181H203V180H201V177H202ZM230 176H228V178H227V177H225V176L223 175L222 177H225V178H227V180H228ZM240 176H238V177H240ZM248 176H249L250 178H249ZM90 177H91V176H90ZM94 177H96V176H94ZM94 177H93V179H94ZM103 177H104V176H103ZM107 177H108V176H107ZM131 177H132V176H131ZM231 177H230V179H229L228 181L225 179L226 182H227V184H226V182H225V183L223 182V183L226 184L227 186L223 184V187H228V185L230 184V186L228 187V188L230 189L231 184H232L231 181H230V180H231ZM246 177H247V179H246ZM91 178H92V177H91ZM100 178H101V177H100ZM93 179H89V180H90L89 182H91V180H93ZM97 179L99 180V178H97ZM101 179H102V178H101ZM255 179H258V178H255ZM104 180H106V176L104 177ZM104 180H99V181L101 182V181H104ZM110 180H112V179H111V178L109 179V182H110V184H111V181H110ZM119 180H120V178H119ZM95 181H97L96 178H95ZM99 181H98V182H99ZM113 181H114V180H113ZM122 181H123V179H122ZM223 181H224V180H223ZM229 181H230V183H229ZM256 181H257V180H256ZM86 182H88V181H86ZM89 182H88V183H89ZM119 182H121V180H120ZM107 183H108V182H106V181L103 182V187H104V188L107 186V185L104 186V185L107 184ZM115 183L117 184L118 182H115ZM124 183H125V182H124ZM135 183H136V182H135ZM205 183H207V182H205ZM228 183H229V184H228ZM236 183H235V184H236ZM112 184H114V183H112ZM112 184H111V186H112V187H113V186L115 187L116 184H114V185H112ZM119 184H121V183H119ZM99 185L102 186L101 183H100ZM117 185H118V184H117ZM122 185H123V184H122ZM233 185H234V183H233ZM257 185H258V184H257ZM257 185H256V186H257ZM80 186H81V185H80ZM89 186H90V185H89ZM103 187H102V188H103ZM114 187H113V188H114ZM116 187H117V186H116ZM116 187H115V188H116ZM147 187H148V185H147ZM243 187H246L245 191H244V188H243ZM253 187H254V186H253ZM253 187H252V188H253ZM76 188H78V186H77ZM81 188H82V187H81ZM108 188H109V184H108ZM108 188H107V190H109ZM110 188H111V187H110ZM118 188L120 189V185H118ZM121 188H122V187H121ZM161 188H163V187L160 186L159 190H160ZM165 188H166V187H165ZM228 188H227V189H228ZM233 188H231V189H233ZM91 189H93L92 186H91ZM127 189H128V188H127ZM163 189H164V188H163ZM163 189H162V190H163ZM205 189H208V188L206 187ZM229 189H228V191H229ZM231 189H230V190H231ZM238 189H239V188H238ZM255 189H257V188H255ZM255 189H254V190H255ZM99 190H100V189H99ZM121 190H122V189H121ZM121 190H120V191H121ZM133 190H134V189H133ZM154 190H156L155 193H153V194L155 195L156 192H158L159 190H157V189H154ZM93 191H94V190H93ZM114 191H115V189H114ZM116 191H117V189H116ZM226 191H227V190H226ZM226 191L223 190V192H225V193H226ZM228 191H227V192H228ZM232 191H233V193H231V191L228 193V194H232V198H236L237 196H239V194H240L239 191H240V190L238 191V190L236 189V191H235V189H233ZM241 191H242V190H241ZM246 191H248V192L246 193ZM87 192H89V190H87ZM95 192H96V191H95ZM95 192H94V193H95ZM102 192H103V191H101V192L99 191V194L102 193ZM117 192H118V191H117ZM125 192L127 193L126 190H125ZM133 192H134V191H132V195H133ZM159 192H160V191H159ZM165 192H166V190H165ZM234 192H238L239 194L236 193V194H238V195H236V194H234ZM122 193H123V192H121V194H122ZM161 193H163V191L160 192V196H161ZM225 193H224V194H225ZM263 193H264V186H263ZM88 194H89V193H88ZM88 194H87V195H88ZM96 194H98V192H96ZM103 194H104V193H103ZM119 194H120V192H119ZM150 194H151V193H150ZM157 194H159V193H157ZM233 194H234V195H233ZM245 194H243V195L245 196ZM90 195H91V194H90ZM123 195H124V194H123ZM143 195H144V196H143ZM163 195L166 196L165 193H164ZM204 195H205V197L207 196V198H208V197H209V198H208V199L205 198ZM240 195H242V194H240ZM243 195H242V196H243ZM83 196H85V195H83ZM94 196H96V195L94 194ZM104 196H105V195H104ZM106 196H107V195H106ZM106 196L104 197L105 199H106ZM149 196H150V195H149ZM235 196H236V197H235ZM244 196L242 197V199H243V198L246 199V196H245V197H244ZM126 197H127V195H126ZM131 197H132V196H131ZM184 197H185V196H184ZM81 198H82V197H81ZM85 198H86V197H84V200H85ZM108 198H109V197H108ZM108 198L106 199V201L109 200ZM139 198H138V199H139ZM218 198H219V199H218ZM229 198H230V199H229ZM229 198H228V199L231 201V200H232V199H231V195L229 196ZM237 198H238V197H237ZM237 198H236L235 200H236L237 202H239V201H240V199H239L240 196H239V198H238L239 200H238ZM77 199H78V198H77ZM88 199H89V198H88ZM116 199H117V198H116ZM134 199H135V198H134ZM206 199H207V201L210 200L209 202H210L211 204H213V205L210 206V205H211L210 203L208 204L209 206L206 205V202H207V201H205ZM79 200H80V199H79ZM110 200L112 201V200H114V199L112 198V199H110ZM110 200H109V201H110ZM142 200H143V199H142ZM148 200H149V199H148ZM235 200L233 199V201H231V202H235ZM77 201H78V200H77ZM101 201H102V199H101ZM101 201H99L100 204H101ZM109 201H107L106 203H108ZM111 201L109 202V204L111 203ZM219 201H220V202H223L222 200H219ZM82 202H84V201H82ZM86 202H87V200H86ZM102 202H103V201H102ZM112 202H113V201H112ZM141 202H142V201H141ZM237 202L232 203L233 205H230V203H229L227 206H229V209H230V207L232 208V206H234V204H235V206L233 207V208H235ZM80 203H81V201H80ZM103 203H104V202H103ZM143 203H144V202H142V204H143ZM151 203H152V202H151ZM95 204H96V203H95ZM115 204H116V203H115ZM119 204H120V203H119ZM121 204H122V203H121ZM149 204H150V203H149ZM154 204H156V203H154ZM180 204H181V203H180ZM185 204L187 205V203H185ZM185 204H182V205H185ZM216 204H217V205H216ZM219 204L221 205V207L218 208V205H219ZM237 204H238V203H237ZM74 205H75V204H74ZM96 205H97V204H96ZM104 205H105V204H104ZM104 205H103V206H104ZM111 205L113 206L112 203L110 204V206H111ZM186 205H185V208H184V206H183V209H187ZM220 205H219V206H220ZM100 206H101V205H100ZM106 206H107V204L105 205V207H106ZM110 206H109V207H110ZM112 206H111L110 208H112ZM123 206H124V205H123ZM142 206H143V205H141L140 207H142ZM145 206H147V205H145ZM176 206H178V208H176ZM207 206H208V207H207ZM245 206H246V205H244V206L242 205V206H241V207H243V208H242L243 211H244V207H245ZM250 206H252V204H250ZM91 207H92V206H91ZM94 207H95V205H94ZM96 207H97V206H96ZM101 207H102V206H101ZM105 207H104V208H105ZM116 207H117V205H116ZM116 207H114V208L116 209V212H117V213H120L119 210L117 211V208H119V207H117V208H116ZM153 207H154V206H153ZM248 207H249V206H248ZM104 208H103V209H104ZM107 208H108V206H107ZM107 208H106V211H107V212H108V211H109V212H113V211H114L113 208H112V209L109 208V210H107ZM121 208H122V207H121ZM123 208H124V207H123ZM147 208H148V206H147ZM175 208H176V209H175ZM222 208H221V209H222ZM224 208H225V207H224ZM239 208H240V207H239ZM249 208H250V207H249ZM249 208H247V209H249ZM91 209H92V208H91ZM97 209H98V208H97ZM101 209H102V208H101ZM101 209H100V210H101ZM136 209H137V208H136ZM148 209H149V208H148ZM150 209H152V207H150ZM179 209H178V210H179ZM208 209L206 210V212H208ZM226 209H227V208H226ZM242 209L240 208V210H242ZM110 210H111V211H110ZM112 210H113V211H112ZM126 210H127V209L125 208V211H126ZM137 210H139V208H138ZM137 210L135 211L136 213H138ZM144 210H145V208H144ZM153 210H154V209H153ZM162 210H164V211H162ZM166 210H168V212H166ZM213 210H211V211H213ZM227 210H228V209H227ZM106 211H105V213H107ZM142 211H143V210H142ZM220 211H224V210L222 209V210H220ZM245 211H247V210H245ZM245 211H244V213H245ZM251 211H252V210L249 211V215H250V213H252ZM256 211H257V210H256ZM259 211H260V208H259ZM135 212H134V213H135ZM150 212H151V211H150ZM157 212L154 213V211H153V214H152V212H151V215H152V217L154 218V220H156L155 217H156V215H158ZM180 212H181V210H180ZM182 212L186 213L185 211H182ZM105 213H104V214H105ZM113 213H114V212H113ZM141 213H142V212H141ZM162 213H160V215H161ZM228 213H229V212H228ZM236 213H237V211L235 210V211H234V214H236ZM258 213H259V212H258ZM107 214H109V213H107ZM124 214H126V213H124ZM124 214H123V216H125ZM132 214H133V213H132ZM220 214H221V213H220ZM230 214H231V212H230ZM232 214H233V213H232ZM242 214H243V213H242ZM91 215H92V214H90V216H91ZM105 215H106V214H105ZM109 215H110V214H109ZM109 215H108V216H109ZM112 215H114V214H112ZM116 215H117V214H116ZM138 215H139V214H138ZM141 215L143 216V214H141ZM146 215H147V214H146ZM225 215H227V213H226ZM225 215H224V216H225ZM240 215H241V214H240ZM240 215L238 214L237 216H239V218L241 217V220H242V218H245V216L242 217L244 214H243L242 216H240ZM247 215H248V214H247ZM261 215H262V214H261ZM108 216H107V219H108ZM142 216H141V217H142ZM88 217H89V216H88ZM109 217H111V215H110ZM136 217H137V216H136ZM145 217H146V216H145ZM157 217L159 218V216H157ZM160 217H161V216H160ZM170 217H172V216H168V218H170ZM226 217H227L226 220L229 221V220H228V218H229L228 215H227ZM249 217H250V219H249L248 221L251 220V216H249ZM253 217H254V216H253ZM253 217H252V218H253ZM256 217H257V216H256ZM89 218H90V217H89ZM92 218H93V216H92ZM133 218H134V217H133ZM147 218H148V217H147ZM149 218H150V217H149ZM158 218H157V220H160L162 217L159 218V219H158ZM165 218H166V217H165ZM207 218H208V216H207ZM209 218H210V219H209V220H210L209 222H211V221H213L212 219H214L215 217H209ZM223 218H224V217H223ZM233 218H235V217H233ZM246 218H248V216H247ZM262 218H264V217H262ZM84 219H85V217H84ZM94 219H95V218H94ZM96 219H97V217H96ZM137 219H138V218H137ZM151 219H152V218H151ZM162 219H163V218H162ZM175 219L177 220L178 218L175 217ZM186 219H187V218H186ZM186 219H184V220L182 219V221H185ZM230 219H232V218H230ZM100 220H101V219H100ZM100 220H99V221H100ZM112 220H113V219L110 220V223H111V222H114V221H112ZM116 220L118 221V219H116ZM147 220H148V219H147ZM173 220H174V218H173L172 220H171V218H170L169 221H173ZM178 220H181V219H178ZM214 220H215V219H214ZM216 220L218 221V223L220 222L219 224H221V225H222L224 222L226 223V221H223V223H221L222 220L219 219V218L216 219ZM220 220H221V221H220ZM224 220H225V218H224ZM234 220H235V222H234ZM234 220L232 221V223L234 222L233 225H234L235 223H237V221H238L239 219L236 220V218H235ZM245 220H246V219H245ZM245 220H244V221H245ZM84 221H87V220L85 219V220H83V222H84ZM90 221H91V225L94 226V225L92 224V223L94 222V220L92 221V220L90 219ZM90 221H89V222H90ZM96 221H97V220H96ZM96 221H95V222H96ZM106 221H107V220H106ZM106 221H104V222L101 223V224H102V225H103V224H107V223H105ZM137 221H138V220H137ZM139 221H140V220H139ZM139 221H138V222H139ZM141 221H142V220H141ZM217 221H216V222H217ZM252 221H253V220H252ZM115 222H116V221H115ZM120 222H121V221H120ZM142 222H143V221H142ZM147 222H150V221L148 220ZM175 222H176V221H175ZM185 222H186V221H185ZM185 222H184V223H183V222H182V223L178 222V223H179V224H185ZM207 222H208V221H207ZM230 222H231V221H230ZM240 222H242V221H240ZM240 222H239V223H240ZM84 223H85V225L89 224V223H86V222H84ZM108 223H109V222H108ZM116 223H117V222H116ZM255 223H257V222H255ZM94 224H95V223H94ZM101 224H100V225H101ZM192 224H193V222H192ZM215 224H216V223H215ZM226 224H227V223H226ZM226 224H225V226L227 227L228 225H226ZM229 224H230V223H229ZM242 224H243V222H242ZM85 225H84V226H85ZM107 225H108V224H107ZM107 225H106V226H107ZM112 225H114V224H112ZM112 225H111V226H112ZM127 225H128V224H127ZM129 225H130V224H129ZM233 225H230V226H233ZM240 225H241V224H240ZM243 225H244V224H243ZM249 225H250V224H249ZM253 225H254V224H253ZM262 225H264V224H262ZM89 226H90V225H89ZM89 226L87 225V227H89ZM92 226H91V227H92ZM95 226H96V225H95ZM95 226H94V228H95ZM97 226H98V223H97ZM106 226H104V227H106ZM119 226H120V225H119ZM130 226H131V225H130ZM169 226H170V225H169ZM182 226H183V225H181L180 227L178 226V227L182 229L185 225H184L183 227H182ZM187 226H189V223H188ZM212 226H213V225H212ZM215 226H217V227H215ZM215 226H214L213 228H214V229L216 228V231H217V232H218V230H219L220 233H222V232L224 233L225 230L221 229V230H222V232H221V231H220V228H221V227H219V225L216 224ZM222 226H223V225H222ZM241 226H242V225H241ZM255 226H256L257 229H258L259 226H257V225L255 224L253 227L255 228ZM260 226H261V225H260ZM100 227H101V226H100ZM178 227H177V229H178ZM242 227H243V226H242ZM242 227H241V228H242ZM249 227H252V226L250 225ZM118 228H119V227H118ZM170 228H171V227H170ZM211 228H212V227H211ZM211 228L207 227V230L210 229L211 232H212V231H213V230H212L213 228H212V229H211ZM223 228H224V227H223ZM235 228H236V227H235ZM247 228H248V227H247ZM92 229H93V228H92ZM99 229H100V228H99ZM158 229H159V228H158ZM172 229H176V227H173ZM226 229H229V226H228ZM245 229H246V228H244V229H242V230L245 231ZM94 230H95V229H94ZM102 230H104V229H102ZM109 230H110V228H109ZM114 230H115V229H114ZM114 230H113V231H114ZM130 230H132V229H130ZM153 230H154V229H153ZM182 230H183V229H182ZM182 230H181V231H182ZM204 230H205V228H204ZM258 230H259V229H258ZM96 231H97V229H96ZM99 231H100V230H99ZM107 231H108V230H107ZM110 231H111V230H110ZM154 231H155V230H154ZM178 231H180V229H178ZM214 231H215V230H214ZM226 231H227V230H226ZM246 231H247V229H246ZM102 232H103V231H102ZM111 232H112V231H111ZM132 232H134V231H132ZM137 232H138V231H137ZM173 232H175V230H173ZM176 232H177V231H176ZM183 232H184V230H183ZM185 232H187V229L185 230ZM207 232H208V231H207ZM211 232H209V233H211ZM219 232H218V235H217L216 232H215L216 234H215V233L213 234V232H212L213 235H215V236L217 235L216 237L214 236V238H219L218 236H220V238H221V237L223 236V233H222V235H221ZM239 232H241V231H239ZM259 232H260V230H259ZM261 232H263V228L261 229ZM130 233H131V232H130ZM135 233H136V232H135ZM158 233H159V232H158ZM158 233H156V234H158ZM161 233H162V231H161ZM163 233H164V231H163ZM166 233H167V232H165V234H166ZM178 233H181V232H178ZM178 233H176V234H178ZM202 233H204V232H202ZM227 233H228V232H227ZM227 233H225L224 235H226ZM112 234H113V233H112ZM128 234H129V232H128ZM139 234H140V233H139ZM147 234H148V233H147ZM167 234L169 235V233H167ZM192 234H193V233H192ZM219 234H220V235H219ZM237 234H239V233L237 232ZM237 234L235 235L236 239H237ZM250 234H251V235H250ZM250 234H248V235H250L249 237H246V236H248V235L244 236V237H246V238H249V239H247V241H246L243 237H242L243 239H240V238H241V235H240V234L238 235V236H240V237H238L237 240H239L241 244L238 243L236 246H238V245H241V246H238V247H235V248H237V249L239 250V252H243V251H245V250L247 249V246H248V243H247V242H248V240H249V243H250V244H253L254 239H256V240L258 239V240H259V238L256 237V236H257L256 234H255L256 236L254 235V233H250ZM153 235H155V234H153ZM153 235H152V236H153ZM158 235H160V233H159ZM172 235H173V234H172ZM193 235H194V234H193ZM252 235H254L256 238L253 237V239L250 240L251 237H252ZM134 236H135V235H134ZM143 236H144V235H143ZM149 236H150V238H148V239H149V240L152 239L151 235H149ZM173 236H175V235H173ZM176 236H177V235H176ZM176 236H175V237H176ZM179 236H182V235L179 234ZM183 236H184V235H183ZM210 236H211V235H210ZM259 236H260V235H259ZM263 236H264V235H262L261 238H263ZM112 237H113V236H112ZM135 237H136V236H135ZM137 237H138V236H137ZM153 237H154V236H153ZM175 237H173V238H175ZM186 237H187V235H186ZM225 237L227 238V237H228V234H227ZM225 237L223 236L224 239H225ZM123 238H124V237H123ZM146 238H147V237H146ZM157 238H158V236H157ZM157 238H156V239L153 238V239H154V240H158L159 238H158V239H157ZM161 238H163V235H162ZM161 238L159 239V241L161 240ZM179 238H181V237H179ZM223 238H221L220 240H219V239H218V240L215 239L214 241L217 240V241H220L219 243H221V241H222ZM133 239H134V238H133ZM144 239H145V238H144ZM144 239H143V242H145ZM185 239H186V238H185ZM224 239H223V242L225 241V242H227L228 244L231 242V241L228 242L229 240H227V239H230L229 237L226 239L227 241L224 240ZM263 239H264V238H263ZM111 240H113V239H110V241H111ZM181 240H182V239H181ZM183 240H184V239H183ZM205 240H206V238H205ZM207 240H208V238H207ZM241 240H242V242H241ZM243 240H244V242H243ZM127 241H128V240H127ZM147 241H148V240H147ZM192 241H193V240H192ZM212 241H213V239H212ZM214 241H213V242H214ZM217 241H216V242H217ZM251 241H252V242H251ZM128 242H129V241H128ZM149 242H150V241L146 242V244H147V243L149 244ZM152 242H153V241H152ZM167 242H168V241H167ZM174 242H176V244H177V246H178L177 240L174 241ZM179 242H180V240H179ZM202 242H203V241H202ZM245 242L247 243V246H242L243 244L246 245ZM256 242H257V241H255L254 243H256ZM180 243H181V242H180ZM183 243H184V242H183ZM183 243H181V245H182ZM208 243H209V242H208ZM208 243H207V244H208ZM211 243H212V242H211ZM227 243H224V245L227 244ZM257 243H260V242H257ZM113 244H114V242H113ZM115 244H116V243H115ZM155 244H156V241L154 242L153 246H156ZM169 244H170V243H169ZM176 244H175V246H176ZM203 244H204V243H203ZM209 244H210V243H209ZM212 244H213V243H212ZM214 244H216V243L214 242ZM228 244H227L226 247H225L226 251H225V249H222V247H221V245H220L221 250H224L225 252H227V251H232V252H233V250H234L235 248H234V249H231V248L229 247ZM233 244H234V243H233ZM233 244L230 243V245H233ZM118 245H119V244H118ZM120 245H121V244H120ZM120 245H119V246H120ZM122 245H123V243H122ZM135 245H136V244H135ZM163 245H164V244H163ZM163 245H162V246H163ZM166 245H168V244H166ZM179 245H180V244H179ZM193 245H195V244L193 243ZM193 245H192V246H193ZM201 245H202V244H201ZM217 245H218V244H217ZM234 245H235V244H234ZM234 245H233V246H234ZM258 245H259V244H258ZM147 246H148V245H147ZM151 246H152V244H151ZM153 246L151 247V249L153 248ZM160 246H161V245L156 246V247H159V248H160ZM168 246H169V245H168ZM171 246H173V245H171ZM182 246H184V245H182ZM116 247H117V245H116ZM164 247H165V246H164ZM178 247H180V246H178ZM202 247H203V246H202ZM227 247H229V248H227ZM103 248H105L104 245H103ZM111 248H112V247H111ZM111 248H110V249H111ZM141 248H142V247H141ZM168 248H169V247H168ZM168 248L165 247V250H167ZM171 248H172V247H171ZM220 248L217 249V250H220ZM100 249H101V248H100ZM119 249H121V248H119ZM160 249H162V248H160ZM160 249H159V250H160ZM163 249H164V248H163ZM163 249L160 250L161 253H162V251H164ZM169 249H170V248H169ZM183 249H185V248H183ZM192 249H193V248H192ZM204 249H205V247H204ZM207 249H208V247H207ZM228 249H229V250H228ZM230 249H231V250H230ZM262 249H264V248H262ZM104 250H105V249H104ZM106 250H107V249H106ZM159 250H158V251H159ZM179 250H180V251H179V254H177V255H176L177 252H176V253L174 252V254L177 256V259L174 258V257H175V255H174V256H173V260H174V259H176V260H179V259H180V261L183 262V260H184L185 258H184L183 260H181L182 257H180V255H181L180 252L184 254V253H185V250H182V251H181V247L179 248ZM221 250H220L219 252H222ZM252 250H253V249H252ZM85 251H86V250H85ZM209 251H210V250H209ZM234 251H235V250H234ZM249 251H250V250H249ZM249 251H247V252H249ZM255 251H258V252H259V249H258V250H255ZM116 252H117V251H116ZM186 252H187V251H186ZM216 252H217V251H216ZM236 252H238V251L236 250ZM247 252H246V253H247ZM104 253H105V252H104ZM108 253H109V252H108ZM108 253H107V254H108ZM127 253H128V252H127ZM222 253H223V252H222ZM246 253H245V254H246ZM251 253H254V250H253ZM171 254H172V253H171ZM189 254H190V252H188V254L186 253V255H184V256H187V257H188ZM217 254H218V253H217ZM217 254H215V255L217 256ZM219 254H220V253H219ZM227 254H228V253H227ZM245 254H243V255H244V256H243L244 258H245ZM262 254H263V253H262ZM262 254H261V255L259 254V255H260L261 257H263L264 254H263V255H262ZM126 255H127V254H126ZM166 255H167V254H166ZM172 255H173V254H172ZM190 255H191V254H190ZM195 255H196V254L192 255V257H194ZM240 255L242 256V254H240ZM240 255H238V256L236 255V257H239ZM103 256H104V255H103ZM105 256H106V255H105ZM167 256H169V255H167ZM181 256H183V255H181ZM203 256H204V255H203ZM207 256L210 258V255H207ZM135 257H136V255H135ZM189 257H190V256H189ZM192 257H191V260H192ZM200 257H201V256H200ZM123 258H124V257H123ZM139 258H140V257H139ZM163 258H164V257H163ZM194 258H195V257H194ZM194 258H193V259H194ZM198 258H199V254H198ZM217 258H218V263H219V261H220L219 264H221V263H222L221 260L224 259L225 257H223V258L220 257V259H219V256H217ZM217 258H216V259H217ZM221 258H222V259H221ZM227 258H228V257H226V259H227ZM230 258H231V257H230ZM254 258H255L256 260H257V259H260V260H261V261L259 260L260 262H262V260H264V257H263V258H259V256H257V257H254ZM254 258H253V260H254ZM105 259H106V258H105ZM132 259H133V258H132ZM196 259H197V258H195V260H196ZM226 259L223 260V264H226ZM233 259H234V257H233ZM233 259H229V260H233ZM240 259L242 260V257H241ZM97 260H98V259H97ZM198 260H200V259H198ZM227 260H228V259H227ZM253 260L251 259V261H253ZM99 261H100V260H99ZM111 261H112V260H111ZM202 261H203V260H202ZM202 261L200 260V262H202ZM257 261H258V260H257ZM257 261H255V262H253V263H256ZM171 262H173V261H171ZM206 262L209 263L210 261L207 260ZM227 262H228V261H227ZM196 263H197V262H196ZM202 263H203V262H202ZM208 263H207V264H208ZM263 263H264V262H263ZM187 264H188V263H187ZM191 264H194V263H191ZM198 264H200V263L198 262ZM203 264H204V263H203ZM209 264H210V263H209ZM261 264H262V263H261Z\"/></svg>",
	"mask_w": 264,
	"mask_h": 264
}]
</instances>
